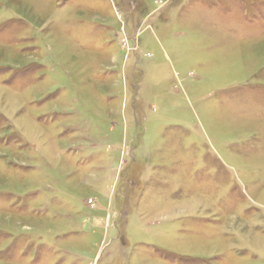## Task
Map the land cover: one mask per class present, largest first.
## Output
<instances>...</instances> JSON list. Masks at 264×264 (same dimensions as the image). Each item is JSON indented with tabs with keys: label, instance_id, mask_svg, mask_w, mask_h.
Wrapping results in <instances>:
<instances>
[{
	"label": "rangeland",
	"instance_id": "obj_1",
	"mask_svg": "<svg viewBox=\"0 0 264 264\" xmlns=\"http://www.w3.org/2000/svg\"><path fill=\"white\" fill-rule=\"evenodd\" d=\"M0 264H264V0H0Z\"/></svg>",
	"mask_w": 264,
	"mask_h": 264
}]
</instances>
